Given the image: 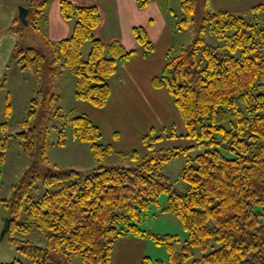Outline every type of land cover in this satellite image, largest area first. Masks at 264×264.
<instances>
[{
    "label": "trees",
    "instance_id": "obj_1",
    "mask_svg": "<svg viewBox=\"0 0 264 264\" xmlns=\"http://www.w3.org/2000/svg\"><path fill=\"white\" fill-rule=\"evenodd\" d=\"M49 1L30 0L26 23L18 17L11 25L19 35L13 57L22 69L37 73L39 83L27 103L24 127L16 134L32 163L12 197L1 199L11 218L10 240L30 263L15 259L3 264H74L76 254L80 264H112L115 240L127 234L165 244L170 264H264V2L238 14L212 9L210 0H181L177 27H192V41L167 51L152 83L173 95L193 145L155 148L162 137L157 135L147 144V153L117 152L131 163L99 164L84 172L47 164L49 119L66 117L60 127L54 125L59 144L65 143L70 124L73 136L89 144L97 161L114 149L101 141L99 126L87 114L52 111L58 99L56 75L68 68L75 77L76 96L103 107L111 96L109 78L135 51L118 40L104 42L95 34L102 21L98 6L72 0L60 1L63 17L75 21L71 34L51 40L40 27L47 22ZM148 2L138 0L141 6ZM26 28L41 34V46L22 42ZM207 33L217 37L216 43ZM133 34L147 54L154 49L144 26H134ZM87 41L91 49L83 58ZM5 80H0V91ZM6 111L10 116L8 96ZM7 125L3 123L0 164L12 136ZM195 149L197 154H192ZM181 153L179 188L161 167ZM39 179L44 191L34 197ZM162 193L168 195L162 211L174 213L188 233L181 250L175 246L178 235L154 234L141 225ZM31 227L48 231L46 245L14 235ZM213 241L218 246L208 251ZM195 248L203 251L200 257L193 258ZM141 264L164 262L145 256Z\"/></svg>",
    "mask_w": 264,
    "mask_h": 264
},
{
    "label": "rangeland",
    "instance_id": "obj_2",
    "mask_svg": "<svg viewBox=\"0 0 264 264\" xmlns=\"http://www.w3.org/2000/svg\"><path fill=\"white\" fill-rule=\"evenodd\" d=\"M58 1L60 0L49 1L45 8L47 22L40 23V27L42 28L41 31L53 41H58L63 37L69 36L75 23L74 19L65 18V21L70 27L69 33L59 39L51 38L50 35L54 31L53 25L59 24L54 19L53 15L54 3ZM91 1L94 3L99 2L100 4L103 2V6L106 4V0ZM29 2L30 0H0V80L6 78L5 87L0 91V139L3 135V123L5 122H8L6 127L7 134L12 135L8 137L5 160L0 164V237L4 220L7 218V208L1 199H9L12 197L15 184L30 168L32 163L31 157L25 153L16 134L24 127L22 120L26 116V106L28 101L35 94L36 86L39 83V76L35 72L22 69L19 63L14 59L13 51L19 39V35L11 29L13 20L18 17L20 18L21 8L26 7ZM139 6L141 9H145L143 12L146 11L145 18H147L149 24L144 21L146 25L140 24L136 26H144L150 40L154 44V49L151 50V54L153 53V57L158 62L159 60L156 57H162V59L164 57L163 62L165 65L166 53L169 49L179 50L183 46L189 44L193 38L192 27L184 29H179L177 27V22L182 14L181 0H149L148 4ZM236 13L244 14L245 12L238 11ZM22 23L25 24L23 21ZM206 37L212 43H216L217 41V37L212 33H207ZM20 38L25 45L37 47L42 45L41 34H36L32 28H26ZM142 47L145 49L144 46ZM90 49L91 42L87 41L82 47L83 58H87ZM120 63L121 62H119L118 67L121 65ZM117 75L123 80L124 77L122 73L119 72ZM111 84L112 83H110V85ZM111 88H113V85H111ZM163 88L167 90V88ZM55 90L58 99L52 111L60 108L63 114H67L68 112H71L72 115L87 114L91 120L99 126L102 133L101 141L111 144L114 152L107 154L100 162L97 161L92 155L89 144L73 136L70 124H67L65 129V143L59 144V129L54 125H59L66 117L57 119L51 118L48 121L50 128L48 137V165H58V167L63 169H77L85 172L86 170L97 167L99 164H128L131 163L132 160L120 156L117 152L137 150L141 154L147 153L149 150L147 144L153 142V137L157 135H162V137L154 142L155 148H180L193 145L194 143L193 139L185 134L187 127L175 100L173 102L178 112L173 110L166 111L163 107L158 112V114H165L166 117L158 119L157 122L167 126L155 127L153 130L145 129L147 132L142 133L141 131L143 128L139 122L140 118L138 119V112L135 111L131 118H128V114L125 116L123 113H120L119 116V112L113 104L104 112L106 105L98 107L87 100L78 98L75 93V77L66 67L61 68L56 75ZM7 96L9 97V102L12 107L10 116L7 115L6 111ZM148 98V96H142L144 102L148 100ZM158 98L162 100L160 95ZM108 103L110 104V101ZM161 106L162 104L160 107ZM114 131H117L116 135ZM173 133H175V135H173ZM145 136L147 137L144 138ZM197 152L198 150L195 149L192 154H197ZM183 164L184 154L181 153L177 157L164 163L161 167V171L169 176L172 183L179 188L183 186L182 181L179 179ZM36 185L38 187L32 190L34 197L39 196L44 191L40 179L37 181ZM167 197V193H162L160 195L159 203H153L149 207L141 225L154 234L178 235V241L175 243V246L177 250H181L188 233L183 227L180 219L174 213L162 211L166 204ZM14 235L20 239L31 240L44 246L47 243L48 231L31 227L26 232L15 230ZM124 236L125 235L120 236L115 240L112 264H122L123 260H127L128 263L131 262V264H134L137 259V245H127V243L123 242L124 240L121 242V238ZM141 238L145 242L142 251L143 257L149 256L154 261L161 259L164 264H170L169 252L165 244L157 243L150 236ZM120 243H123V245ZM217 246L218 244L213 241L208 251ZM124 248H129L130 252L128 254L119 252V250L121 251ZM202 254L203 251L199 248H195L193 258L200 257ZM193 258H191L189 262ZM15 259H21L25 263H30V260L17 249V246L13 242H11L10 233H7L3 239H0V264L9 263ZM73 263H81L80 254L74 256Z\"/></svg>",
    "mask_w": 264,
    "mask_h": 264
},
{
    "label": "crops",
    "instance_id": "obj_3",
    "mask_svg": "<svg viewBox=\"0 0 264 264\" xmlns=\"http://www.w3.org/2000/svg\"><path fill=\"white\" fill-rule=\"evenodd\" d=\"M60 1L54 3L53 15L59 24L53 25L54 31L50 35L52 39H59L69 33L70 27L61 13ZM72 1L79 5L98 6L102 15V21L96 28L95 34L106 43L118 40L127 49L135 51L130 59L121 61L117 72L109 78V84L112 83L113 88H111L110 104H106L104 112L112 104L117 108L119 116L120 113H123L125 116L128 114V118H131L135 111L138 112V119L140 118L139 122L143 128L142 133L147 132L145 129L152 130L155 127H166L167 125H162L157 122L158 119L166 117L165 114H158L160 109L163 107L166 111H178L175 109L172 94L164 88L155 87L152 83L153 77L164 66V57L163 59L162 57H156L159 60L158 62L153 57V53L151 54L150 52V54H147L146 50L137 42L133 34L134 26L140 24L146 25L144 23L148 22L147 18H145L146 11L143 12L145 9L140 8L138 0H106L104 6L103 2L100 4L99 2L94 3L91 0ZM262 2L264 0H210V7L212 9H223L235 13L238 11L247 12ZM119 72L122 73L123 80L118 77L117 74ZM144 95L149 97L145 102L142 100V96ZM159 95L162 97V100H159ZM161 104L162 106L160 107ZM185 131V134H187V130ZM114 133L116 135L117 131H114ZM121 239V242L124 240L123 242L127 243V245H137L138 256L134 264H141V259L144 258L142 254L144 240L139 236L131 234L125 235ZM120 244L123 245V243ZM119 252L128 254L130 249L124 248L121 251L119 250ZM122 264H131V262L128 263L127 260H123Z\"/></svg>",
    "mask_w": 264,
    "mask_h": 264
},
{
    "label": "water",
    "instance_id": "obj_4",
    "mask_svg": "<svg viewBox=\"0 0 264 264\" xmlns=\"http://www.w3.org/2000/svg\"><path fill=\"white\" fill-rule=\"evenodd\" d=\"M28 9L26 7H22L21 8V12H20V19L21 21L26 23V15H27ZM10 225H11V218L7 217L4 220V225L2 228V232H1V237L0 239H3V237L6 235V233L9 231L10 229Z\"/></svg>",
    "mask_w": 264,
    "mask_h": 264
}]
</instances>
